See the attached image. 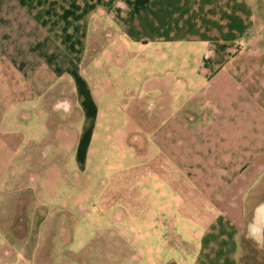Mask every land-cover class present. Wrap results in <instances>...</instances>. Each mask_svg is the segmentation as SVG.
<instances>
[{"label": "crops", "instance_id": "obj_1", "mask_svg": "<svg viewBox=\"0 0 264 264\" xmlns=\"http://www.w3.org/2000/svg\"><path fill=\"white\" fill-rule=\"evenodd\" d=\"M62 102L67 126L52 121ZM43 112L47 123L29 118ZM110 129L136 132L134 237L148 248L134 264H259L264 0H0V264L33 258L45 234L41 163L87 166ZM147 209L181 214L160 234Z\"/></svg>", "mask_w": 264, "mask_h": 264}, {"label": "rangeland", "instance_id": "obj_2", "mask_svg": "<svg viewBox=\"0 0 264 264\" xmlns=\"http://www.w3.org/2000/svg\"><path fill=\"white\" fill-rule=\"evenodd\" d=\"M109 35H106V38L108 37L110 40ZM111 71L117 70L111 68ZM121 73L123 74V72ZM111 74L114 73L111 72ZM123 76L125 75L123 74ZM127 80L136 84L133 77L129 75ZM122 87L119 88L122 89ZM117 93L123 96L124 89ZM66 105V102L61 103L62 112L57 114L52 121H56L60 125L67 126L69 124L68 114H65L63 110ZM113 111L115 110L113 109ZM30 117L40 125L44 121L47 123L49 119L45 112L30 115ZM112 117L115 119L116 114L109 113L108 115V121L113 123ZM128 118L125 117V119ZM99 122L105 123L101 116ZM37 132L40 135L46 132L45 138L49 135V130L46 127L45 130L42 128ZM146 132L144 131V133ZM135 133L133 129L108 130L105 148L102 151L98 150V159L88 163L87 166L85 163L75 165V163L66 160L54 163L47 160L41 161L43 163L38 170L41 178L38 183L43 193L38 194V198L39 203L44 201L45 205V234L40 237L37 243H34L36 247L33 258L14 257L10 259L12 264H134L138 250H147L148 248V242L139 243L134 237L135 233H139V226L134 223V218H138V211L134 209L132 203L131 158ZM123 145L128 162L124 168V182L122 177L119 179L117 177V158L118 153L122 154ZM47 148L48 144L45 143L43 145L45 158L50 157L46 154ZM49 165L55 168L52 171L53 174ZM27 166H29L27 180L28 184H31L33 178L30 175H33V170L31 164ZM120 174L122 173L119 172ZM85 186L89 187L92 194L85 193ZM257 190L259 194L257 200L264 201V179ZM24 201L23 211L26 202L31 210L37 199L35 194L29 191L28 195L24 196ZM150 212L153 215L155 210H145L144 216L151 217ZM155 213L154 216L158 221L163 219V225L156 226L158 233L166 234L167 232L168 234L170 232L167 226H164V217L172 216L173 223H176L181 211L174 209L171 212H165L157 209ZM21 228L24 231V227ZM179 229L180 226H173L172 233H175V230L176 233H179ZM172 242H174L173 245H178V241ZM163 246L164 243H157V248L162 249ZM262 248L264 249V244ZM254 259H258L259 264H264V257H254Z\"/></svg>", "mask_w": 264, "mask_h": 264}]
</instances>
